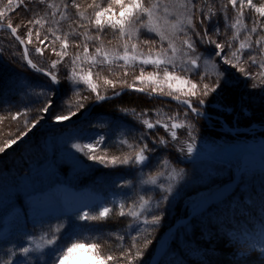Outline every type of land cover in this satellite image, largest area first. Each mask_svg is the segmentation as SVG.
Wrapping results in <instances>:
<instances>
[{
	"label": "snow or ice",
	"instance_id": "snow-or-ice-1",
	"mask_svg": "<svg viewBox=\"0 0 264 264\" xmlns=\"http://www.w3.org/2000/svg\"><path fill=\"white\" fill-rule=\"evenodd\" d=\"M0 4L3 5L0 6V30L6 29L7 35L21 46L22 66L48 80L33 102L38 108L25 105L23 112L17 109L11 115L14 121L23 116L28 131L44 119V115H38L29 120L27 117L32 111L49 114L61 77L78 99L73 107L71 98L66 97V112V101L60 102L58 114L53 117L56 123L76 116L77 110L86 108V102H102L128 90L143 94L153 102L163 103L162 98L168 97L176 102L177 108L170 113L163 108L140 111L121 108L124 116L131 115L142 128L135 130L138 135L130 130L113 141L119 155H107L111 137L105 134L84 143H72L70 147L87 160L105 168L124 170L107 174L119 177L111 180L110 186L124 190V198L103 200L94 203V207L93 204L85 206L88 211L82 208L58 217L55 224L48 222L47 230L38 237L42 243H37V237L31 235L26 239V246L8 249L0 264H15L20 257L24 259L19 264H33V253L41 254L40 261L44 264H139L143 256L141 236L145 245L151 244L150 234L163 218L162 206L170 203L174 189L185 178V170L176 165L193 157L196 139L193 117H203L205 98L218 94L222 83L229 82L228 70L222 71V66L228 65L254 81L253 88L264 86V3L257 5L253 0H83V3L0 0ZM25 5H31L26 9L31 16L14 26L9 14ZM246 8L255 14L247 24L244 22ZM69 9H75L72 18L75 28L69 25V31L63 32L61 21L68 17ZM21 27L26 29L23 34L19 32ZM109 36L112 39L107 43L118 39L117 47L106 46ZM28 45L33 48L30 50ZM70 47L79 51L70 54ZM46 50L57 58L49 63ZM9 55L15 56L11 52ZM34 55H39L41 60L34 61ZM2 56L3 50H0ZM65 57L69 59L65 61ZM117 68L121 71L116 72ZM105 71L108 75L102 77ZM130 75L131 83L124 79ZM118 84L122 86L119 91ZM82 92L89 94L81 95ZM158 128L166 136L160 135ZM28 131L22 136H27ZM17 139L6 141L0 153L16 144ZM160 149L164 151L157 155ZM169 150L178 154L175 162L168 157ZM138 187L143 190H137ZM215 199L220 198L216 195ZM114 217L122 219L129 231L105 236L101 225ZM260 225L256 236L243 224L237 225L232 234L234 241L249 251H255L259 244L264 253V218ZM112 240L118 242L119 255L112 250L106 252Z\"/></svg>",
	"mask_w": 264,
	"mask_h": 264
},
{
	"label": "rangeland",
	"instance_id": "rangeland-1",
	"mask_svg": "<svg viewBox=\"0 0 264 264\" xmlns=\"http://www.w3.org/2000/svg\"><path fill=\"white\" fill-rule=\"evenodd\" d=\"M260 2L264 3V0H260ZM105 43L107 47L115 48L118 46L119 40L115 39L112 44ZM201 51L203 52V48H201ZM204 54L206 55L207 53ZM45 57L49 63L57 58L50 50L45 51ZM32 58L41 60L39 55H34ZM224 66L227 67L229 73L228 83L231 80L238 81L239 91L241 90L243 95L251 98L249 100L252 103L262 105L261 117H263L264 86L253 88L252 84L254 81L241 76L236 69H232L228 65ZM58 67L62 71L64 70L63 65ZM221 70H224L223 66ZM115 71L120 72L121 70L117 68ZM107 75L106 71L101 73L102 77ZM109 78L113 79L114 77L111 76ZM124 79H127L129 83L132 82L131 75ZM47 82L46 77L29 80L25 76H18L12 79L10 90L18 95L22 108L25 105L39 106L33 104V102L37 99V93ZM94 82H96L95 77ZM100 83L102 84V80ZM228 83H222L218 93L221 92L222 95H225L226 93L222 86H227ZM80 86L82 88L85 87L84 85ZM228 93L227 91V97L224 98L220 93L219 96L213 93L205 98L207 103H212L217 108L218 113H222L225 116L229 115L228 117L222 116V120H218L217 124L213 122L212 117L207 116L209 114L207 111L201 117L203 118L204 127H207V129L211 127L212 130L217 125L223 136L213 138L211 133L210 136L209 133L196 129V139L193 142L195 148L193 157L176 165L178 168H183L186 175L184 180L174 189V196L170 198V203H167L169 206L176 204L177 201L181 202V205L189 201L194 202L191 214L200 197L207 195L208 205H210L231 193L233 194V199L241 196V201L247 205H250L252 202L251 197L254 195L255 199L257 197L260 199L257 204L261 205V200L264 198V153L250 156L243 168L240 155L244 150L246 151L255 145L264 144V120L260 117L259 123H251V121L247 126H237L236 122L240 118L241 110L243 115H248L249 110L247 111L245 106V108L235 111L236 108L232 106L234 105V98ZM87 94L89 93H81V95ZM66 97L71 98L74 107L78 97L70 92L66 83L61 80L59 91L52 98L53 107L50 109L49 114L40 113L39 115H44V119L35 128L28 131L27 136H22L21 134L17 136L18 139L14 138L17 139V143L7 148L5 152L0 153V259L4 258L8 249L18 250L21 246H26V239L31 235L37 237V243H42L38 239L39 234L47 230L48 222L55 224L58 217L75 213L82 208L88 211L85 206L93 204L94 207V203L103 200L124 198V190L110 186L111 180L119 179V177L107 175L113 171L122 172L124 171L123 169L113 170L111 167L105 168L102 165H98L94 161L87 160V157L81 153L75 152L70 145L72 143H84L92 137L105 134L111 137L109 141L110 147H118L113 141L120 136L126 135L130 130L137 135L138 132L135 131L137 128L135 127L136 129L132 130L131 126L118 116L117 118H111L105 115L92 114L85 120L68 127H59L48 131L39 130L58 126L66 122L56 123L53 119L58 114L60 102L62 100L66 101ZM87 109L77 110V115L80 116ZM163 109L168 111L165 107ZM66 110L67 101L65 103V112ZM209 115L217 116V114ZM194 118L193 120H195ZM74 119H76V116L70 118V120ZM252 125H258V128H250ZM157 131L160 135L166 136L163 129L158 128ZM184 138L182 137V139ZM4 144L5 142L0 147H3ZM169 152V158L175 162L178 154L175 150H169ZM98 154L103 155L104 152L98 151ZM107 155H109L108 151ZM157 155H159V152ZM240 169H242V173L238 186L229 193H223V190H219L222 185L232 183ZM85 181L88 184L85 186L81 185ZM120 182L123 183V180ZM212 183L213 185L207 186ZM137 190L142 191L143 189L138 187ZM216 195L220 199H215ZM234 203L235 201L230 202L231 207ZM261 215V219L264 218V213ZM261 219L257 220L252 227H248L254 236L260 231ZM187 230L184 229L182 232L176 233L179 236L180 243L183 241L184 231ZM236 230L237 228L235 229L234 227L227 228L226 235L234 244L237 255H247L250 251L233 239L232 234ZM173 231L172 233H174ZM257 239H259L258 236ZM168 240L169 236L165 239V248L159 260L160 263L183 264L185 258L182 259L173 253L167 254ZM256 248H259V244ZM183 251L184 253L188 251L187 257H197L199 253L195 249L186 250L184 248ZM40 255L32 254L33 264H44V262L40 261ZM22 259L24 258H19V260ZM19 260H16L15 264H19Z\"/></svg>",
	"mask_w": 264,
	"mask_h": 264
},
{
	"label": "trees",
	"instance_id": "trees-1",
	"mask_svg": "<svg viewBox=\"0 0 264 264\" xmlns=\"http://www.w3.org/2000/svg\"><path fill=\"white\" fill-rule=\"evenodd\" d=\"M57 2H59V0H57ZM77 2L83 3V0H77ZM253 3L259 5L262 2H260V0H253ZM0 6L3 5L0 4ZM27 7H31V5H25L24 7L17 8L15 12L9 14L12 17L14 26L21 19L26 20L31 16V13L26 10ZM245 12L246 17L244 22L247 24L249 23V17H253L255 16V14L247 8L245 9ZM74 15L75 9H69L68 17L65 20L61 21V24L63 25V32L69 31V25H72V27L75 28V25L72 24V18L74 17ZM221 26L223 27V25ZM46 27L48 26L46 25ZM24 31H26V29H24L23 27L19 29L20 34H23ZM229 31H231V29H229ZM108 39H112V37L109 36L108 38H106L105 42H107ZM113 41H115V39H113ZM56 46L59 47V44L57 43ZM28 47L29 49H31L32 45H28ZM0 50H3V56L0 57V106H2L0 107L1 146L3 142L17 138V136L21 135L24 131H28V129L24 127L25 118L23 116L19 117V119L15 121L11 119V115L15 114L17 109H19L21 112L25 110V108H22V106L20 105L21 102L18 100V95L10 90V83L12 79L17 78L18 76H25V78L27 77L29 80H37V78H43V76L29 70L26 65L22 66V49L10 35H7V30H0ZM77 51L79 50L74 47L69 48L70 54H75ZM91 51L92 49L90 47L89 52L91 53ZM10 52L14 53L15 56L9 55ZM68 59V57H65V61H67ZM34 61L40 60L34 59ZM112 77L116 78L115 76ZM61 80L63 83H65L62 77ZM237 82L236 80H231L227 86H222L223 90H225V95H222V93L219 92L220 95L223 96V98L227 97V91L229 92V95L233 96L234 105L232 106L236 108L235 111H237L238 109L241 110V108H245V106L247 107L246 110H249L248 115L241 114V110L240 118L236 122V125L247 126V124H249V122L251 121V123H259L261 118H263L262 120H264V116L261 117L263 111L262 105L252 103L249 100L251 98H249L247 95H243V92L241 90L239 91ZM117 86L118 87L116 90L119 91L122 86ZM103 91L104 88H101V92ZM111 92L112 89L109 87L108 94L111 95ZM219 93L217 94V96H219ZM93 102H86V108H88ZM34 107L38 108L39 106ZM163 107H165L168 110L166 112L169 113L177 110L175 103L167 101H164L163 103L159 101L153 102L143 94L128 91L119 97L99 102L92 108L91 114L105 115L111 118H117L118 116L127 124H129L132 130H135L136 128H142V125L138 124L131 117V115L124 116L120 111L121 108L129 110L132 108H136L137 111H140L143 109H155ZM203 110L204 112L207 111V113L211 115L217 114L218 117L229 116L228 114L225 116L222 113H218L217 108H215L212 103L206 102ZM39 114V112L32 111L27 118L29 120H32L33 117L38 116ZM78 116L79 115H76V118ZM194 119L197 130H203L206 133H209L210 136L212 134L213 138H219L223 136L219 131V126L215 125L212 130L211 127L210 129H207V127H204L203 118L200 117ZM2 120H4V122H2ZM212 120L215 124L218 123L217 119ZM240 122L242 123L239 124ZM107 151L109 156L121 154L118 150V147H110ZM163 151V149H160L159 154ZM168 153L170 154L169 151ZM86 184H88V182L85 181L81 185ZM211 185H213V183L207 186ZM251 198L252 202L250 203V205H247L246 203L241 201V196L240 198L237 197L233 199V194L231 193L227 195V197L222 198L220 201L208 205L207 208L199 215L194 217L187 226L180 227L173 231L174 233L170 232L167 235L169 236V240L167 242V254L173 253L175 256H180L182 259L185 258L184 261L182 260L183 264H264V253H261L260 247L256 248L255 251H250L249 253H247V255H237L234 244L231 242L228 235H226L227 228L234 227L236 229L237 225L239 224H243L247 228L252 227L254 224H256L257 220L261 219V214L264 213V198L261 200V205L257 204L260 200L258 197L257 199H255L253 195ZM234 201L235 203L232 207H235L232 208L230 202ZM193 204L194 202L189 201L181 205V202L179 203V201H177V203L174 205L169 206L166 203L162 206L161 215L163 218L159 226L156 227L155 230L150 234L149 238L152 241L151 244L145 245L143 236H141L140 238V247L143 250V256L139 264L149 263L157 247L159 239L161 238L164 231L172 226L175 222L187 218L190 215ZM101 227L105 236H107L109 233L129 231L126 223L122 219L116 217L101 225ZM184 229L188 230L184 231L183 241L182 243H180L177 232H182V230ZM117 244L118 242L112 240V242L106 246V252L112 250L116 255H119V248L117 247ZM184 248L186 250L195 249L199 253L197 257H187L188 251L184 253ZM158 264H161L160 261L158 262Z\"/></svg>",
	"mask_w": 264,
	"mask_h": 264
},
{
	"label": "water",
	"instance_id": "water-1",
	"mask_svg": "<svg viewBox=\"0 0 264 264\" xmlns=\"http://www.w3.org/2000/svg\"><path fill=\"white\" fill-rule=\"evenodd\" d=\"M3 30H6V29H3ZM18 43V42H17ZM21 47V46H20ZM22 49V48H21ZM225 69H227V67L226 66H223ZM129 92H132V91H130V90H128ZM128 91H125V92H128ZM139 94V93H138ZM114 98H116V97H114ZM113 99V98H112ZM108 100H110V99H108ZM162 100H165V101H168V102H172V103H176L175 101H172L170 98H166V97H164V98H162ZM99 102H93L89 107H88V109H87V111L83 114V115H81V116H79L78 118H76V119H74V120H70V121H66V122H64V123H62V124H59L58 126H52V127H50V128H41V129H39V130H43V131H48V130H52V129H56V128H59V127H68V126H71V125H74V124H77V123H79L80 121H82L84 118H85V116H88L89 114H90V112H91V110H92V108L96 105V104H98ZM213 118H215V117H213ZM220 120H222V119H220ZM250 128H258V125H252ZM241 166L243 167V159L241 160ZM241 170L242 169H240V171H239V173H238V175H237V177H236V179L232 182V183H230V184H227V185H222L221 187H219V190H223L224 191V193H228V192H230L231 190H233V189H235L237 186H238V184H239V181H240V178H241ZM214 191H216L215 189H214ZM213 191V192H214ZM209 203V201H208V196L207 195H204V196H202V197H200V199H199V204L194 208V210L193 211H200L201 209H205V207L207 206V204ZM202 210V211H203ZM192 211V213L186 218V219H184V220H182V221H177V222H175L172 226H170L169 228H167L165 231H164V233L162 234V236H161V238H160V240H159V242H158V245H157V247H156V249H155V252H154V254H153V256H152V258H151V260H150V263L149 264H157L158 262H159V260H160V258H161V255H162V252H163V250H164V248H165V239H166V237H167V235H168V233H170L171 231H173V230H176L177 228H180V227H183V226H185V225H187L195 216H197L199 213H201L202 211H200V212H198V213H194Z\"/></svg>",
	"mask_w": 264,
	"mask_h": 264
},
{
	"label": "bare ground",
	"instance_id": "bare-ground-1",
	"mask_svg": "<svg viewBox=\"0 0 264 264\" xmlns=\"http://www.w3.org/2000/svg\"><path fill=\"white\" fill-rule=\"evenodd\" d=\"M257 153H261V154L264 153V144L255 145L250 150L243 151L242 152L243 165L247 164V161L250 156L255 155Z\"/></svg>",
	"mask_w": 264,
	"mask_h": 264
}]
</instances>
